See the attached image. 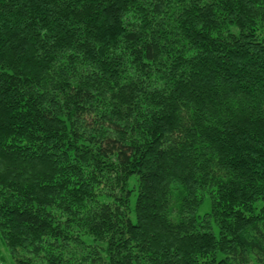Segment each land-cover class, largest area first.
Returning a JSON list of instances; mask_svg holds the SVG:
<instances>
[{
    "label": "trees",
    "instance_id": "trees-1",
    "mask_svg": "<svg viewBox=\"0 0 264 264\" xmlns=\"http://www.w3.org/2000/svg\"><path fill=\"white\" fill-rule=\"evenodd\" d=\"M0 236L15 264H264V0H0Z\"/></svg>",
    "mask_w": 264,
    "mask_h": 264
},
{
    "label": "rangeland",
    "instance_id": "rangeland-1",
    "mask_svg": "<svg viewBox=\"0 0 264 264\" xmlns=\"http://www.w3.org/2000/svg\"><path fill=\"white\" fill-rule=\"evenodd\" d=\"M262 204L263 203H260L259 206H261ZM206 210H209L208 201H205V203L202 205L200 212L204 213ZM0 264H15V262L13 261V257L11 256L9 250L2 241L1 236H0Z\"/></svg>",
    "mask_w": 264,
    "mask_h": 264
}]
</instances>
